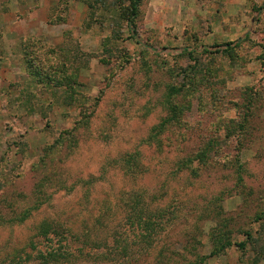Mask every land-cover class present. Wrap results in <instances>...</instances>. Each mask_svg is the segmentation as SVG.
<instances>
[{
	"label": "rangeland",
	"instance_id": "rangeland-1",
	"mask_svg": "<svg viewBox=\"0 0 264 264\" xmlns=\"http://www.w3.org/2000/svg\"><path fill=\"white\" fill-rule=\"evenodd\" d=\"M131 8L0 5V264H264V0Z\"/></svg>",
	"mask_w": 264,
	"mask_h": 264
},
{
	"label": "trees",
	"instance_id": "trees-1",
	"mask_svg": "<svg viewBox=\"0 0 264 264\" xmlns=\"http://www.w3.org/2000/svg\"><path fill=\"white\" fill-rule=\"evenodd\" d=\"M130 2H131V5H132V8H131V17H133V16H135L136 15V13H137V11H138V5L140 4V1L141 0H129ZM131 21V20H130ZM131 27H132V29L133 30H135L134 28H133V26L131 25ZM131 29V30H132ZM132 30V32H133V35H135V32ZM238 46V45H237ZM231 45H228L227 46V48L228 49H231ZM226 246H230V243L228 242V244H225ZM225 246V247H226Z\"/></svg>",
	"mask_w": 264,
	"mask_h": 264
},
{
	"label": "crops",
	"instance_id": "crops-1",
	"mask_svg": "<svg viewBox=\"0 0 264 264\" xmlns=\"http://www.w3.org/2000/svg\"><path fill=\"white\" fill-rule=\"evenodd\" d=\"M4 1H5V0H2V2H0V5H3Z\"/></svg>",
	"mask_w": 264,
	"mask_h": 264
}]
</instances>
